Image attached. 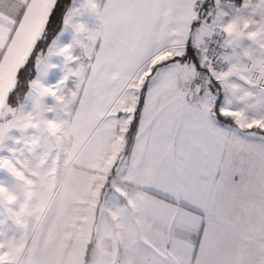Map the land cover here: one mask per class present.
Listing matches in <instances>:
<instances>
[{"label": "snow or ice", "instance_id": "snow-or-ice-1", "mask_svg": "<svg viewBox=\"0 0 264 264\" xmlns=\"http://www.w3.org/2000/svg\"><path fill=\"white\" fill-rule=\"evenodd\" d=\"M34 48L21 77L46 50L53 84L105 114L187 210L188 264L242 231L249 201L264 209V0H48Z\"/></svg>", "mask_w": 264, "mask_h": 264}, {"label": "crops", "instance_id": "crops-1", "mask_svg": "<svg viewBox=\"0 0 264 264\" xmlns=\"http://www.w3.org/2000/svg\"><path fill=\"white\" fill-rule=\"evenodd\" d=\"M20 2L0 3V189L8 190L3 175L12 183L24 178L35 191L47 190L48 177L57 175L58 214L49 220L58 224L56 264H188L187 210L157 190L160 185L138 166L139 155L134 157L126 147L123 133L105 114L83 108L78 96L64 126L67 138L59 162L50 166L41 148H36L33 161L21 164L22 149L32 150V143L40 141L31 133L24 136V128L38 122L26 98L13 105L8 96L35 50L48 0H33L27 18L14 23ZM28 174L39 176L41 183L29 180ZM248 207L251 220L242 231L218 253L202 250L193 264H249L264 250V222L258 219L264 209L256 201H249ZM4 221L0 217V236L6 238Z\"/></svg>", "mask_w": 264, "mask_h": 264}, {"label": "rangeland", "instance_id": "rangeland-1", "mask_svg": "<svg viewBox=\"0 0 264 264\" xmlns=\"http://www.w3.org/2000/svg\"><path fill=\"white\" fill-rule=\"evenodd\" d=\"M46 54L39 53L37 67L41 71L37 72L35 80H31L30 90L23 96L26 104L32 107L38 122V126L24 128L26 131H23V135L31 133L40 138V144L32 143L33 151L25 147L19 153L23 157L20 161L23 166L33 161L36 148H41L42 156L48 158L50 166L51 163L59 162L63 157L64 140L67 138L64 126L71 119L77 103L76 92L71 88L66 91L61 84H52L56 78L50 70L45 71L50 69L49 57L45 59ZM53 60L61 63L58 57H53ZM47 116L50 117L48 122L45 121ZM61 123L64 125L61 126ZM1 152L7 153V150ZM50 166H47V171ZM45 168L46 166L43 169ZM3 177L8 190L5 187L0 189V217L5 220L2 222V230L7 232V237L0 236V264H56L58 224L49 220L51 216L58 214L55 183L57 175L48 177V189L43 191L29 189L31 185L29 181L22 180L24 178L12 183L8 175ZM28 178L41 183L39 176L28 174ZM9 250L12 253L5 254Z\"/></svg>", "mask_w": 264, "mask_h": 264}, {"label": "trees", "instance_id": "trees-1", "mask_svg": "<svg viewBox=\"0 0 264 264\" xmlns=\"http://www.w3.org/2000/svg\"><path fill=\"white\" fill-rule=\"evenodd\" d=\"M40 52L42 53H46V50H41ZM34 65L37 67V57L34 60ZM34 78V77H33ZM32 78V79H33ZM32 79H23L20 75L19 72V76H18V82H17V86L16 88L10 93V95L8 96V101L13 104H19L22 101V98L25 94V92L29 89L30 87V83Z\"/></svg>", "mask_w": 264, "mask_h": 264}]
</instances>
